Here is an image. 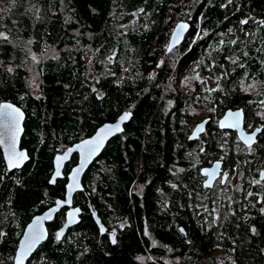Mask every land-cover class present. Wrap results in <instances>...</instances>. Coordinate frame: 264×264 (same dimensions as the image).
Masks as SVG:
<instances>
[{
	"label": "trees",
	"instance_id": "16d2710c",
	"mask_svg": "<svg viewBox=\"0 0 264 264\" xmlns=\"http://www.w3.org/2000/svg\"><path fill=\"white\" fill-rule=\"evenodd\" d=\"M0 10V32L9 36L0 40V102L25 113L21 147L30 155L10 170L0 146V264H14L24 227L63 197L78 155L51 184L55 154L124 110L132 112L124 131L82 183L96 209L104 201L105 223L116 227L124 216L128 225L117 227L112 243L100 233L86 193L77 191L80 221L57 242L66 217L60 210L26 264H264V206L256 204L251 217V206L238 205L217 237L194 207L191 189L212 159L223 157L231 172L240 169L237 137L217 123L226 109L264 113V0H0ZM180 20L189 30L166 52ZM192 68L204 83L192 79L188 86ZM242 77L243 87L254 85L247 93ZM213 88L220 90L208 91ZM193 109L205 110L198 119L211 117L204 141L188 142L182 131L191 129ZM258 141L253 154L264 169V133ZM178 176V185L166 184Z\"/></svg>",
	"mask_w": 264,
	"mask_h": 264
},
{
	"label": "snow or ice",
	"instance_id": "6c2138e0",
	"mask_svg": "<svg viewBox=\"0 0 264 264\" xmlns=\"http://www.w3.org/2000/svg\"><path fill=\"white\" fill-rule=\"evenodd\" d=\"M63 2V0H62ZM229 3H231V0H228ZM12 3H15V0H12ZM2 11V10H0ZM140 12H143V9L139 10ZM241 23L246 24L247 20L241 21ZM264 23V22H262ZM187 24L181 23L178 24L176 27V30L173 32L172 36V43H170L167 46V52H172L173 46L175 43L179 42L180 34L183 30L187 28ZM0 40L8 41L9 36L5 32H0ZM31 43V41H29ZM233 44L236 43V41H232ZM111 57L109 58V61L111 62ZM32 60L36 63H39V59L37 56L32 55ZM232 63H237L236 60H233ZM243 67V65H240ZM8 71L11 72L12 69L8 68ZM195 71V70H194ZM246 77L241 78V90L245 93L249 92L251 88L254 87L253 84H249L247 88L243 87V81ZM190 79L199 80L201 83H204L205 81L201 79L198 72L191 77ZM36 87H39L38 85ZM220 90L219 88H213L208 89L209 92H215ZM93 91H96L93 89ZM38 98V97H37ZM102 98V97H101ZM260 105H264V99L260 100ZM212 111H215V109H212ZM256 115L264 121V113L257 112ZM131 116L130 112H124L120 115L119 120L114 125H105L102 127L97 135L88 140H84L81 144L77 145L75 149H69V152L79 150L81 152V164L80 166L75 170L73 173V180L76 181V178L78 177L79 173L83 170L85 165L88 163L90 158L94 155H96L101 148L104 146L105 140L108 139L109 136L113 135L116 132L122 131L121 124H123L125 121H127ZM23 118V112L20 110V108L10 104V103H2L0 104V129H3V131H0V145H5L7 151H8V165L9 168H15L19 167L24 160L27 159V155L23 152H18L16 149V145L18 142V137L21 132V120ZM207 123V121L202 122L201 124L197 125L194 129L193 135L190 137V139H197L199 137V133L204 131V124ZM244 123V111L236 110L235 112L229 110L227 113V116L225 117L224 121H221L219 126L220 128H232V129H242ZM249 128H253L250 134H245L244 131H241L239 140L243 143V145L246 146L249 153L253 151V145L257 144V135L260 133H264V124H261L260 126L253 127L252 124L248 125ZM203 151V149H201ZM66 159V155L64 157H58L57 160H63ZM223 159V157L221 158ZM221 164L220 162H216L214 167L212 169L204 168L202 170V174L207 179L205 180L204 187L205 188H211L213 186V182L217 180V177L220 178V183H225L229 179V175L227 172L221 173ZM180 171H183V169H180ZM56 175L59 176V165L57 167ZM55 182L54 180L52 181ZM253 185H262L264 186V169L259 170V178L253 179L251 182ZM69 200L67 201L70 203V193L72 190V185L69 186ZM175 187V186H173ZM254 195H259L258 193H253L251 191L247 192L248 197H252ZM257 202H264V200H258ZM64 202L57 201V205L60 206ZM56 211V209H52V212ZM79 212V209H76L75 212L69 213V223L73 222V219L75 217V214ZM261 212L264 213V208L261 209ZM235 215V213H232ZM51 218V213L38 218L33 225L29 226V229L25 233L24 241L19 246L18 254L14 257L15 264H24L27 257L32 253V251L35 249L36 245L39 244L43 239L46 237V232L41 227V222L43 220H47ZM218 219V217H217ZM99 223V221H97ZM67 227V225L65 226ZM105 231H107L103 225L100 226V232L103 234ZM181 232H183V229H180ZM250 231L253 234H256V229L253 227L250 229ZM147 234V233H146ZM5 233H0V237H3ZM64 236V231L60 230L55 235V240L59 242L61 238ZM112 236V243H116L115 240V232L111 234ZM155 243V241H153Z\"/></svg>",
	"mask_w": 264,
	"mask_h": 264
},
{
	"label": "flooded vegetation",
	"instance_id": "af4514ba",
	"mask_svg": "<svg viewBox=\"0 0 264 264\" xmlns=\"http://www.w3.org/2000/svg\"><path fill=\"white\" fill-rule=\"evenodd\" d=\"M172 28H173V26H172ZM172 31H173V29L171 30V32ZM171 32H170V35H171ZM170 35H169V38H170ZM169 38H168L167 44H169ZM188 116H189V118H192L191 114H189ZM206 116H208V115H206V114L202 115L200 119L197 118L198 120L197 119L194 120V118H192L191 123H193V124H192L191 129L188 131L182 129V131L185 132L186 140L188 142L190 141L189 135L191 134L194 126L199 121H201V119H203V117H206ZM245 116L246 117H245L244 129H246V131L248 133H251V131L253 130V128L248 127L249 124H252L253 127L260 126L261 124H263V123L258 122L256 120L257 115L252 114L250 116H247V113L245 112ZM224 134H226V135L228 134L230 136L235 135L237 137L235 139V142L237 143L239 148H241L240 150H241L242 158L239 162L240 169L237 171L239 172V175H240V177H239V180H240L239 198L243 194H244V197H241L239 199L238 193H236V192L234 193L233 189H231L232 188V181L231 180L233 177H235L236 171L231 172L230 168H228L227 166L224 165V160L221 158H217V159H220L223 161V164H222L223 169H222L221 173H224V172L228 173V175H229L228 181L225 183H220L219 182L220 178L218 177L212 188H205L204 182H203L205 177L201 175V170H200V174L196 175V181H195L196 184H195V186H192V188H191L192 189V195L195 197V201H193L194 207L197 208L198 210H200V212H202V211L205 212V215L203 217V221H205V223L207 225H209L208 229L212 228V231L217 233V237L222 235L221 231L223 229L225 222L228 220L227 217L229 216L230 212L233 213L237 209L238 205L244 206V209H246L248 206H251V212H249L251 217L253 215L254 207L256 206V204L264 206V202H257L258 200H264V186L253 185L250 183L253 179L259 178V170L262 169L261 166L259 165V159H258L259 156L254 155L253 151L251 153L248 152L246 146L243 145V143L239 140V138L237 136V132L235 130L227 129L226 131H224ZM261 134L262 133L258 134V136H257V143L259 142L258 139H259ZM209 136H210V133H209L208 126H207L206 131L204 133H202L198 139L191 140V142L192 141L193 142L199 141V140H201V137L203 138V141H204V139H206ZM255 145L256 144L253 145V150L256 149ZM186 148L187 147L185 146V148H183V149H186ZM178 160L179 159H177V162H178ZM215 160L212 159L211 161H209V164H204L203 166H209L213 162H215ZM201 168L202 167H200V169ZM168 169L171 171L172 174H175L178 171V170H176L177 164L173 165V163H171V165L168 167ZM180 181H182V178H180L179 176H178V178L171 177V178H169V180L166 181V184L169 185L171 188H173L172 185H178V182H180ZM226 187H229L227 194L225 193V191H227L225 189ZM222 188H224V189L222 190ZM218 189H220L219 194L216 196L215 193ZM231 191L235 195L229 197V195L231 194ZM249 191H251L253 193H258L259 195L258 196L254 195L252 197H248L247 192H249ZM208 196H210L212 198V200ZM103 204H104V201H102V202L99 201L98 208L96 209L95 205H94V207H95L96 211L98 213H100L99 215L101 217L100 219H101L102 223L106 225L107 231L104 234H106L109 237V239L112 240V236L110 234V231L115 230V237H116V234L118 231L117 227L118 226L124 227V226L128 225L127 222L129 220H128V217L122 216V218H118V220H116L118 226L111 227L109 224L105 223V220L102 217V213L105 214V211L102 208ZM89 209H90V212L93 216V212L91 211L90 205H89ZM65 210H66V208H65ZM247 210H249V209H247ZM217 217H218V219H217ZM200 220H202V219H200ZM98 228H99V226H98ZM99 230H100V228H99Z\"/></svg>",
	"mask_w": 264,
	"mask_h": 264
},
{
	"label": "water",
	"instance_id": "95a60500",
	"mask_svg": "<svg viewBox=\"0 0 264 264\" xmlns=\"http://www.w3.org/2000/svg\"><path fill=\"white\" fill-rule=\"evenodd\" d=\"M181 23L187 24L188 27H187L185 30L182 31V33L180 34V37H179V42H178V43H175V45L173 46V48L176 47V46H178L179 44L182 43V40L184 39V36H185L186 32L189 30L188 28L190 27V24H189L187 21H185V20H184V21H181V20H180V21H177L176 24H175L174 27H173V31L171 32V35H170V38H169V44L172 43L173 32L176 30L177 25H178V24H181ZM169 44H168V45H169ZM166 52H167V48H166ZM2 103H10V104H12V105H14V106L20 108L18 105H16L15 103H13V102H11V101H8V100H6V101H1L0 104H2ZM241 109L244 111V123H245V117H246V116H245V109H244L242 106H240L239 108H227L226 111L220 116V118H219L218 121H217V123H218V127L220 128L219 124H220L221 121H224V120H225V117L227 116V113L229 112V110L235 112L236 110H241ZM20 110L23 112V110H22L21 108H20ZM124 112H130V113H131L130 118L132 117V112H131V111L124 110ZM124 112H122L121 114H123ZM121 114H120V115H121ZM120 115H119L116 119H114V120L103 122L102 124L99 125V127L96 129V131H95L93 134H91V135H89V136H86V138H83V139H80V140L74 142L73 145H71V146L68 147L66 150L62 151L61 153H57V154H55V156H54V158H53L54 169H53V172L51 173V177H50V180H49V182H50L51 184H54V183H56L57 180L62 179V177L64 176L63 171H64L65 166L69 163V161H70L71 158L74 156V154H77V155H78V157H77V162H76L75 165L70 169V171L67 173V182L65 183V186H64V188H66V189H65V193H64L63 197H61V198H57V199L55 200V203H54V204L50 205L48 208H46V209H45L44 211H42L41 213H38V214L34 215V216L31 218V220L27 223L26 227H24L25 229H24V232H23V234H22L20 240H18V241H19V244H18V247H17V249H16V252H14V254H15L14 257L18 254L19 246H20V244L24 241L25 233H26L27 230L29 229V226L33 225L34 222H35L38 218L43 217V216H45V215L51 213V218H50V219L43 220V221L41 222V227H42L43 230L46 232V237H45V239H47L48 236H49L48 227H46V226H47V223H48V222H51V221L56 217V215L58 214V212H59L60 210L64 209V208H66V210H65V213H66L65 221H64V224L62 225V227H61L60 229L57 230V232L60 231V230H63V231H64V235H65V233L68 231L69 228L73 227L74 225H77V223H78V222L80 221V219H81L80 216H81V214H82L80 206H79V205H75V204H74L75 202H74V200H73L74 195L76 194L77 191H84V192L86 193V195L88 196V199H90V207H91V211L93 212V218H94V221H95L96 225H98L99 228H100L101 225H103V227L107 230L106 225L102 223V221H101V219H100V217H99V213L96 211V209H95V207H94V204H93V201H92V199H91V195H90L89 191H87V189L83 186L82 180H83V178H84V176H85V172L88 170V168L91 166V164H92L97 158L100 157V155H101L102 151L105 149V146L107 145V143H108L113 137H115L116 135H118L119 133H122V132L124 131V126H125V124H126L127 122H129L130 118H129L127 121H125L123 124H121L122 131L114 133L113 135L109 136L107 140H105V142H104V146L101 148V150H100L96 155H94V156H92V157L90 158V160H89L88 163L85 165V167L83 168V170L79 173V175H78V177L76 178V181H75V182H74V180H73V173H74L75 170L80 166L82 156H81V152H80L79 150L69 152V149H75L76 146L79 145V144H81L84 140H88V139H92V138H94V137L97 135L98 131H99L102 127H104L105 125H114V124H116V123L118 122V120H119ZM24 119H25V113L23 112V118H22V120H21V125H20L22 130H21V132H20V134H19V137H18V142H17V145H16V149H17L18 152H23V153H25V154L27 155V159L24 160L23 163H22L19 167H15V168H11V169H10V168H9V165H8V151H7L6 147H5V145H1V148H2V150H3L2 152H3L4 158H5V160H6V163H7L8 168H9L10 170H13V169H16V168H21V167H23V165H25L26 162H28V161L30 160V155H29L27 149L21 147V139H22V136H23V133H24V125H23V124H24ZM205 121H207V123L204 124V131L201 132V133H199V137L201 136L202 133H204V132L206 131L207 126H208V125L210 124V122H211V117H210V116L203 117V119H201V121H199V122L194 126V128L192 129L191 134L189 135V139H190V137L193 135V132H194V129L196 128V126L199 125V124H201L202 122H205ZM244 123H243L242 129H232V128H220V129H222V130H227V129L235 130V131L237 132V136H238V138H239V137H240V134H241V131H244L245 134H250V133H248V132L246 131V129H244ZM0 131H3V129H0ZM257 136H258V135H257ZM199 137H198V138H199ZM198 138H197V139H198ZM190 140H195V139H190ZM65 155H66V159H63V160H60V161L57 160L58 157H64ZM216 162H220V164H221L220 172H222V169H223V168H222L223 161L220 160V159H216L215 162H213L211 165H209V166H203V167L201 168V175L203 176V174H202V170H203L204 168L212 169V168L214 167V165H215ZM58 165H59V172H60V175H59V176L56 175V171H57V167H58ZM217 178H218V177H217ZM206 179H207V178L205 177V179L203 180L204 183H205V180H206ZM53 180L55 181L54 183L52 182ZM215 182H216V181L213 182V185H214ZM70 184H71L73 187H72V190H71V193H70V203H68V202H67V201L69 200V187H68V186H69ZM212 187H213V186H212ZM212 187H211V188H212ZM57 201H62V202H64V203L61 204L60 206H58V205H57ZM52 209H56V211L52 212ZM76 209H79V212H77V213L75 214V217L72 218V219H73V222H72V223H69V220H70L69 213L75 212ZM97 221H99V223H98ZM66 225H67V227H65ZM180 228L183 229L182 226H181ZM183 230H184V229H183ZM105 232H106V231H105ZM105 232H104V233H105ZM113 232H115V230L110 231V234H112ZM183 232H184V231H183ZM45 239H43L39 244L36 245L35 249H34V250L32 251V253H30V255L27 257V259L25 260L24 264H26L27 260L33 255V252L36 251V249L38 248V246H40V244H41L43 241H45ZM115 240H117V237H115ZM14 264H15V261H14Z\"/></svg>",
	"mask_w": 264,
	"mask_h": 264
},
{
	"label": "rangeland",
	"instance_id": "374dc122",
	"mask_svg": "<svg viewBox=\"0 0 264 264\" xmlns=\"http://www.w3.org/2000/svg\"><path fill=\"white\" fill-rule=\"evenodd\" d=\"M134 21L132 20L131 21V23H133ZM128 23V22H127ZM176 24V23H175ZM174 24V25H175ZM174 25H173V27H174ZM167 43L166 44H164V48L165 47H167ZM195 69H189L188 70V72H189V77L186 79L187 80V82L189 83L190 81H193L192 79H190L192 76H191V73L190 72H196V70L194 71ZM188 86H190V83L188 84ZM191 88V87H190ZM36 92V91H35ZM38 92V91H37ZM36 92V93H37ZM194 110V111H193ZM191 112H189V114H191V116H192V118H194V120L195 119H197L198 117H200L199 115H200V113L202 112V111H205L204 109H200V110H197V111H195L196 109H193ZM197 112V113H196ZM252 114H254V115H256V113L254 112V109H253V111H252ZM258 117V116H257ZM238 171H236V174H235V177H233L232 178V188L231 189H233V191H234V193L235 192H238L239 191V188H240V180H239V177H240V175H239V172L237 173ZM224 188H222V190H223ZM227 191H225V193L227 194L228 193V189H229V187H226L225 188ZM219 190L220 189H218L217 191H216V196L219 194ZM232 191H231V194L229 195V197L230 196H234L235 194H234ZM223 214V213H222Z\"/></svg>",
	"mask_w": 264,
	"mask_h": 264
},
{
	"label": "bare ground",
	"instance_id": "6f19581e",
	"mask_svg": "<svg viewBox=\"0 0 264 264\" xmlns=\"http://www.w3.org/2000/svg\"><path fill=\"white\" fill-rule=\"evenodd\" d=\"M173 29V28H172Z\"/></svg>",
	"mask_w": 264,
	"mask_h": 264
}]
</instances>
